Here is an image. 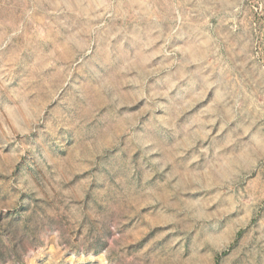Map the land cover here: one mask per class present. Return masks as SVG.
I'll list each match as a JSON object with an SVG mask.
<instances>
[{
  "label": "rangeland",
  "instance_id": "1",
  "mask_svg": "<svg viewBox=\"0 0 264 264\" xmlns=\"http://www.w3.org/2000/svg\"><path fill=\"white\" fill-rule=\"evenodd\" d=\"M0 264H264V0H0Z\"/></svg>",
  "mask_w": 264,
  "mask_h": 264
},
{
  "label": "bare ground",
  "instance_id": "2",
  "mask_svg": "<svg viewBox=\"0 0 264 264\" xmlns=\"http://www.w3.org/2000/svg\"><path fill=\"white\" fill-rule=\"evenodd\" d=\"M147 64V63H146ZM109 83V82H108ZM231 163V162H230ZM236 165V164H235ZM229 169V168H228ZM223 173H225V172H223Z\"/></svg>",
  "mask_w": 264,
  "mask_h": 264
}]
</instances>
